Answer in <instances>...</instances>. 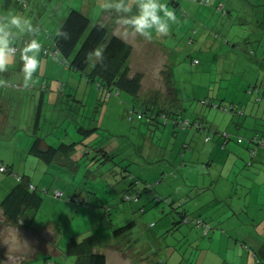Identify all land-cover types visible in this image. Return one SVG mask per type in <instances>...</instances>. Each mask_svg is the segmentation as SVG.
Segmentation results:
<instances>
[{
	"label": "rangeland",
	"instance_id": "rangeland-1",
	"mask_svg": "<svg viewBox=\"0 0 264 264\" xmlns=\"http://www.w3.org/2000/svg\"><path fill=\"white\" fill-rule=\"evenodd\" d=\"M26 1L22 3L19 0H0V18L6 16L9 11H15L30 18L38 26L39 31L35 38L40 41L41 49L36 73H41V58L47 57L65 68L66 78L70 71L73 72L70 77L76 86H80V96L84 95L82 92L86 85H89V88L85 93V100L81 99L83 103H75L73 100L70 109V105L63 106L57 113L60 103L46 104L39 115V126L35 132L33 125L38 119V109H32L33 101L29 93L25 98H14L12 108L9 106L8 116L10 122L16 121V130L7 127L1 132L0 162L11 169L13 161L15 165L11 172L0 169V201L17 183L15 172L18 170H21L18 172L21 175L30 177L43 200L41 205L28 215V225L31 229L26 226V221L19 225H14L10 220L8 223L0 210V264H76L75 257L68 251L71 241H81L89 236L105 239V235H109V229L106 230L108 225L117 223L118 219L126 220V217L129 220L140 218L136 231H164L162 234L166 236L165 231L172 229L170 239L182 240L183 249H178V246L171 248L169 264L196 263L194 258L197 252H192V248L188 251V241L184 246V233L170 228L172 226L167 220H163L164 207L167 206L165 204L174 202L172 199L168 200L170 197L160 195L157 187L160 190L172 189L177 192L180 189L195 195L200 184L194 186L189 181H184L183 168L188 157L186 151L197 149V155L202 156L197 163V169L199 173H204L201 181L206 180V185L209 186L210 183L217 182V178H212L211 173L209 174L210 167L213 175H216L220 171V166L216 169L217 164L223 159L217 154L212 157L209 155L212 160L206 157L205 145L213 144L216 134H233L231 138L246 146L250 138L247 133L251 129H264V104L259 99L264 98V29L257 26L260 17L256 18L260 16L258 13L264 10V0H212L213 5L194 0H181L180 4H174L172 0H165L177 15V23L171 25L169 34L163 37L154 36L152 42L156 46L151 45L150 41H145L146 38H138L137 35L134 37L138 39L131 37L134 46L129 61L131 72H139L142 76L138 101L130 93L122 91L119 94L114 89L108 91L105 87L100 88L96 81L60 63L52 52L45 53L46 49H54L53 38L59 29L62 13H68L70 8L80 9L89 15L93 22L103 23L111 30V22L101 17V11L111 12L101 7L103 0ZM221 2L232 12V16L217 11L216 5ZM129 3L134 8V0H129ZM249 11L251 14H248ZM126 33L127 31L123 32L124 35ZM31 38L33 37L25 36L16 43V58L7 70L17 69L21 60L20 50ZM247 39L250 42L245 43ZM251 48L255 50L253 55L249 54L248 49ZM94 59L96 56L93 61ZM53 70L54 68L50 72L54 73ZM49 77L51 78L45 79L46 86L51 85L54 89L59 85L60 89L61 84H65V76ZM79 77L83 80H79ZM32 78L33 75L25 80ZM34 79L43 81L38 75ZM257 84L259 91L254 95L249 94L248 89ZM69 87H72L71 83ZM100 89L106 92H100ZM73 94H76V89ZM155 99L160 109L157 107L158 115L154 116V120L151 117L150 120L153 121L150 124L148 114L138 111H141V106L146 103L143 101L148 102V107V104H153L150 101ZM241 101L249 105L243 117L217 106L220 103L222 107L231 106V102ZM253 102H256V106ZM164 109H168V115ZM65 110L68 117L63 119ZM236 111L242 113L241 109ZM177 112V115L183 114L185 120H190L187 127L172 121ZM197 113H202L206 118H197ZM162 114L168 117L165 118ZM245 118H252L253 123L250 126L236 124ZM210 119L215 120L219 130L211 125ZM167 124L169 125L166 126ZM172 124L173 130L190 134L186 143H182L181 137L174 131H169ZM82 126L95 130L87 135L79 130ZM148 127L154 131L153 134L146 131ZM217 130L219 132L215 133ZM194 133L199 134L192 142ZM36 136L51 143L55 141L57 145L62 142H75L72 155L69 156L72 161L65 163L59 160V157L53 163H47L33 154L31 147ZM162 137L164 139L161 141ZM83 140L89 143L90 152H86ZM195 142L198 148L195 147ZM101 144L114 151L111 150L110 154L105 155ZM194 161L190 163L193 167ZM218 179L220 184L226 180L224 176ZM132 183L135 191L128 190L133 195L125 200L123 190L129 188ZM145 187H151L150 196L153 190L159 192L155 193V201L148 204H144L142 199L148 196L145 195L146 191L142 196L139 195ZM56 188L63 191L64 196H57ZM113 193L118 197L115 201ZM206 193H209L204 195L210 200L211 206L214 205V197L210 192ZM84 196H87L86 199L90 197L88 204H82L78 200ZM195 200L198 201V195L188 203L196 205ZM78 207L81 208L78 210ZM128 212L130 214L126 216ZM177 212L179 210L173 208V213L178 214ZM129 220L118 225L122 226ZM50 222L56 224L55 228H50ZM40 231L45 239L37 236ZM109 239L105 241L110 243ZM140 240H145V250L152 251L149 250L147 239L140 237ZM161 242L165 243L166 238ZM97 249L104 252L106 248L103 245ZM120 253L109 251L108 263L130 264L133 256L122 257ZM251 253L253 255L254 249ZM151 254L154 261L164 258L158 249ZM165 260L168 261V258L165 257Z\"/></svg>",
	"mask_w": 264,
	"mask_h": 264
},
{
	"label": "crops",
	"instance_id": "crops-1",
	"mask_svg": "<svg viewBox=\"0 0 264 264\" xmlns=\"http://www.w3.org/2000/svg\"><path fill=\"white\" fill-rule=\"evenodd\" d=\"M66 14L67 11H64V13H62L60 22L63 21ZM248 14H251V12L249 11ZM258 15L260 16H256V18L260 17V21H257V26H259L260 29H264V10L258 13ZM101 17L102 18L104 17L105 20L111 22L112 28L110 31L113 34H117L118 36L128 40L129 42H133L132 38L134 39H138L139 37L146 38L141 34L136 33L130 25H125L122 22V18L120 14L118 13H115L113 11L111 12L101 11ZM124 31H127L126 35L123 34ZM132 32H135L136 34L133 35ZM135 35H137L138 38H135L134 37ZM138 41H140V39ZM145 41H150L151 45H155L152 42V39L149 40L146 38ZM248 42H250V40L248 39L245 40V43ZM53 61H51L47 57L41 58V64H42L40 70L41 73L37 74L35 72L34 74H32L33 75L32 80L29 81L25 80L26 78L22 71V65H23L22 60L18 62L19 65L17 66V69L13 68L12 71L7 70L5 72H2V76L0 77V80L6 81L7 86H5L3 89L0 88V135L1 136H2L1 132H3V129H6L7 127H10V129L13 127L12 130L13 131L16 130V121L10 122V117L8 116V111H10L9 106L10 108H12L14 102L13 99L16 97L21 96L25 98L26 94L29 93V96L32 98L33 101L32 109L33 110L38 109L37 110L38 119L33 125L35 127L34 132L39 126V115L41 114V111L46 104L51 105L55 103H60L61 106L59 108V111L57 112L59 113L62 110L61 107L63 106L68 107L70 105L69 107L70 109L72 105L71 102L73 100H74L73 102L75 103L76 102L80 104L83 103L81 99L85 100V93H87L89 85H86L84 87V92H82L84 95L80 96L79 95V93H81L80 86H76L70 77L73 72L70 71L71 73L66 78L67 72L66 70H64L65 68H62L61 64H57ZM52 68H54L53 70L54 73L50 72ZM36 75H38V77L40 78H43V81L41 82L40 80L34 79ZM60 75L65 76L66 78V80L64 81L65 84L63 90L61 88L58 89L59 85H57V87H55L54 89L53 86L50 85L51 86L50 87L48 84L47 86H44L45 79L51 78L49 76H60ZM79 80L82 81L83 78L79 77ZM70 83L72 84V87H69ZM74 89H76V94H73ZM100 92H106V91L100 89ZM255 92H257V90ZM254 93H252V95H254ZM249 94H251V92H249ZM111 98L112 96L110 97V99ZM252 98L253 96H251V100H250L251 104H252ZM259 99L260 102L264 104V98L259 97ZM231 104L233 106V109L231 110L233 111V115H241L240 117L246 115V111L248 110L249 105L245 104L244 101H241V103L231 102ZM253 105L256 106V102L255 103L253 102ZM218 107L222 108V106L219 105ZM236 109H241L242 113L237 112ZM62 117L63 119L68 117L66 110L62 114ZM196 117L206 118L202 113H197ZM234 119H236V117H234ZM172 121L175 124H179L178 123L179 121L178 122L177 121L175 122L174 120ZM252 123H253L252 118L251 119L245 118L243 121L238 122L236 124L238 126L240 125L242 126V124L250 126ZM215 124H216L215 120H211V125L219 130V126H216ZM168 125L169 124H167L166 126ZM83 128L84 127L82 126V129L79 128V130L84 133L86 132L87 135H89V132H91L92 130L93 131L95 130L94 128L92 129L91 128L83 129ZM173 128L174 127L172 124L169 127V131H174L179 137H181L182 143L184 142L186 143L190 137V134L187 135L188 133L187 134L181 133L179 130L178 131L176 129L173 130ZM197 128H201V127H197ZM218 130L215 133L219 132ZM146 131L152 134L154 132L153 130L150 129V127H148ZM155 131H157V129ZM201 133L202 132H200V134ZM35 134L36 133H34V135ZM198 134L199 133L197 134L194 133L192 135L193 138L192 142L196 138H198L197 137ZM247 135L250 138L248 139V143L246 146L242 144H238L234 140V138H231V136H234L233 134L227 135L228 137L225 134H216L214 138V143L205 145L204 149L206 150V157H209V155L212 157L215 154H217L221 157V159H223L222 162L221 160L219 161V164H217L216 167L217 169L218 166H220L219 173L213 175L211 170L212 167H210L209 170V174L211 173L212 178H217L216 179L217 182L219 180L218 178H222L224 176L226 180L223 183L220 184L219 182L218 183L212 182L210 183V185L208 184L209 186H207L206 180L201 181L204 173H199V170L197 169V163L202 159V156H199V154L197 155V149H195L192 150L191 152L186 151V156L188 157L185 160L187 163L184 164V168H183V176L185 182L189 181V183L194 186L200 184L198 187V191L195 195H192L191 193H186L184 192V190H180V189L178 192L172 189H169L170 191H167L168 189L160 190L159 187L157 188L160 193L152 189L154 196L153 193L150 196L149 190H151V187H145L142 191L139 192V195L141 194V196L143 195L144 191H146L145 195H148L142 198L144 204H148L151 201H155L156 192L159 193L160 195L162 194L165 197H170V200L172 199L174 204H170V203L165 204L167 206L164 207L163 220L164 219L167 220V223L170 226H172L170 228H174L179 233H181V231L182 233H184L183 235L185 238L184 246H186L187 241L189 242L188 251H190V248H192L194 250L192 252L194 253L197 252L194 258L196 260L195 261L196 263L193 264H259L258 262L259 257L261 258L262 261H264V145L261 144L260 142L262 133L259 132V129L257 128L251 129L250 132L247 133ZM163 139L164 137L160 138L161 141ZM167 140L168 138H166L165 141ZM82 142L86 148V152H90L89 143L84 142V140ZM43 143L44 146L51 144L57 145L55 141L51 143V141H47V139L43 140ZM194 145L196 148H198L197 142H195ZM101 147H102V151H105L104 152L105 155L110 154L109 151H111L112 149L110 148L106 149L107 145L101 144ZM146 148L147 146H145V149ZM72 152L73 150L68 155H61L59 160H63L65 163H70L72 160L69 158V156L72 155ZM209 159L212 160L213 158L209 157ZM43 160L46 161L47 163H53L56 159L51 161L45 159ZM192 160H195L194 167L190 165ZM11 164L13 169L15 165L14 161ZM0 165H5V164L0 162ZM5 166L7 168V171L10 172L12 171L10 166L8 165ZM185 166H189V168ZM18 172H21V170L20 171L18 170ZM18 172H15V174L21 175V173ZM22 176L27 177V175H23V174ZM30 182L32 183L31 180ZM186 185L189 184L186 183ZM131 189H134L135 191V188L132 186V184L129 186V188L124 189L123 191L131 190ZM76 192H78V190H76ZM206 192H210L212 197H214L215 200L214 205L211 206L210 200H208V198L206 197V195H208L209 193ZM137 193L138 191L136 192V194ZM113 194H114L113 197L114 200L113 199L112 200L115 201L118 199V197L115 193ZM122 194H124V192ZM197 195H198V201L195 200L196 205H191L192 203H188V201H190L192 198H194ZM200 197L201 199L199 201ZM80 208L81 207H78V210ZM173 208H175V210H179V212H177L178 214L173 213ZM0 210L2 211V214L4 215L6 221L10 223V221H8L6 215L4 214V210L1 207V204H0ZM109 210L110 208L108 209V211ZM183 213L191 214L192 218L201 217L202 219L209 221L213 225V229H211L208 232H205L202 229V226H197L194 223L185 222L183 220L180 221V218L183 216L182 215ZM128 214H130V212H128L126 216ZM146 218L148 219V217ZM118 220L119 221L117 223L114 224L110 223L108 225V228L106 230L109 229L108 232L109 235H105V239L102 237L99 238L100 244L97 246V248H99V246L105 245L106 249H104V253L107 255V259L109 256L108 255L109 251H117L119 253L122 252V254L120 253L122 257L123 255L124 256L132 255L133 258L130 260L129 262L130 264H139L142 262H143L142 264H169L170 253L172 250L171 248H175L176 246H178V249L179 248L183 249V246L181 245L182 240L170 239V236H172V232L170 230L172 229L165 231L167 232L166 236L162 234V232L164 231H156V230H145L147 234L146 235L145 231L135 230L139 226L138 222L140 218L139 219L133 218L132 220H129L126 217V220H124V218L122 220L121 219ZM127 220H129L128 222L135 221V225L132 227V229L118 235L115 234L114 232L115 229L118 226L119 227L121 226L118 224H123ZM13 224L19 225L20 223L18 224L13 223ZM25 224L28 227V229H31L30 225H28L27 223ZM55 225L56 224L54 222H50V228H55ZM37 236H39L41 239H45L41 231L37 233ZM140 237L147 239L148 246L150 247L149 250L154 251L158 249L160 254L164 256V258H161V261L160 259L156 261L152 260L153 259V255L151 254L152 251L149 252L145 250L146 248L144 244L145 240H140ZM163 238H166L165 243L161 242ZM106 239H109L110 243L105 241ZM97 248L96 250H99ZM253 249H254V253L252 255L251 252L253 251ZM165 257L168 258V261L165 260ZM150 260H152V262L147 263V261L149 262Z\"/></svg>",
	"mask_w": 264,
	"mask_h": 264
},
{
	"label": "trees",
	"instance_id": "trees-1",
	"mask_svg": "<svg viewBox=\"0 0 264 264\" xmlns=\"http://www.w3.org/2000/svg\"><path fill=\"white\" fill-rule=\"evenodd\" d=\"M19 1L22 3L27 2L26 0ZM180 1L181 0H172L174 4H180ZM194 1H199L204 4H212V0ZM222 3L223 2L216 5L217 11L226 15L230 14L232 16V12L226 9V6ZM53 41L54 49H46V54H49L50 52H57L56 56L53 55L55 59L61 61L60 63L71 69L82 72L89 79L96 81L100 88L105 87L108 91H112L114 89L120 94L124 91L133 95L137 101L140 99L139 94L142 86V76L139 72L131 74L129 60L134 51V46L131 42L118 36L117 34H113L110 29L102 23L93 22L89 15L76 8L69 9L65 18L61 22ZM254 45L255 44H253L252 47H254ZM234 46L241 45L234 44ZM97 48L103 51V58L100 59L96 57L93 61V57H95V55L90 54ZM251 49H248L249 54H255V50L253 48ZM47 50H49V53L46 52ZM44 86H46L45 83ZM61 89H64L63 83L61 84ZM248 90L249 92L254 93L256 90L259 91V88L256 85L254 87H250ZM144 102L148 103L147 101H143V103ZM150 102L153 104H148V107H146L147 104L144 103L141 106L142 112H138L144 114L147 113L148 116L152 117L154 120L153 116L158 115L157 113L160 107L156 103V99L154 101L151 100ZM221 104L222 103H220L219 106H223ZM157 107H159V109H157ZM222 108L225 111H230L233 109V106L232 104L231 106L225 105ZM134 109H136V107H134ZM164 111L167 115L169 114L168 109H164ZM166 114L162 115L167 118L168 116ZM177 114H179V112H177L176 115ZM173 120L175 122L180 121V123H183L181 121L185 119L183 114H180L173 117ZM152 121L149 120L148 122L151 124ZM187 126L188 125L182 127ZM259 132L262 133L260 140H264V129H259ZM43 144V139L36 136V139L31 147V151L43 159L51 161L58 159L61 155H68L74 149L75 142H62L56 146H44ZM19 177L20 178H16L18 183L6 193V195L1 199L0 204L8 220L15 224L21 223V220H24L27 224H29L28 215L41 205L43 197L38 192L37 186L31 183L29 178L22 175H19ZM127 195H130L131 197L133 194H130L128 190H125L123 195L125 200H128ZM86 197H80L78 200L82 204H88V202H90V197L89 199H86ZM72 199H74V197H72ZM168 200H170V198H168ZM182 215L183 216L180 218V221L183 220L185 222L194 223L197 226H202V229L205 232L213 229V225L201 217L192 218L189 213H183ZM134 225L135 221H130L123 226L117 227L114 232L117 235L124 233L132 229ZM94 238L95 237L89 236L81 241L70 242L68 251L76 257V264H109L107 255L102 251L96 250L97 246L100 244L99 237L95 238V240ZM258 261L259 263L264 264V261H262L260 257L258 258Z\"/></svg>",
	"mask_w": 264,
	"mask_h": 264
},
{
	"label": "clouds",
	"instance_id": "clouds-1",
	"mask_svg": "<svg viewBox=\"0 0 264 264\" xmlns=\"http://www.w3.org/2000/svg\"><path fill=\"white\" fill-rule=\"evenodd\" d=\"M104 10L120 14L122 22L147 39L154 36L163 37L169 34L171 25L177 23V15L173 8L168 7L165 0H134V8L129 0H103ZM135 9V10H134ZM39 28L33 21L23 14L9 11L0 18V72H5L16 58V43L25 36H31L20 50L23 62L22 71L26 78H30L39 67L40 41L35 38ZM90 55L103 58V51L99 48ZM7 86V82L0 80V87Z\"/></svg>",
	"mask_w": 264,
	"mask_h": 264
},
{
	"label": "built area",
	"instance_id": "built-area-1",
	"mask_svg": "<svg viewBox=\"0 0 264 264\" xmlns=\"http://www.w3.org/2000/svg\"><path fill=\"white\" fill-rule=\"evenodd\" d=\"M16 52H17V49H16ZM46 52H48L49 53V50H47ZM52 54L54 55V56H56V54H57V52H52ZM133 111H135V110H133ZM141 113V112H140ZM154 117V116H153ZM151 119V117H149V120ZM181 122H183V123H180V121H179V125L181 126H186V125H188V124H190V120L189 119H187V120H183V121H181ZM226 136L228 135V134H225ZM242 139H240V141H241ZM260 142H261V144H263L264 145V140L262 139V140H260ZM0 169L1 170H4V171H7V168L4 166V165H0ZM16 176H17V178H20L19 177V175L18 174H16ZM32 186V185H31ZM55 194L57 195V196H59V197H62V196H64V192L63 191H61L59 188H56L55 189ZM127 198L128 199H130L131 197H130V195H127ZM200 223V222H199Z\"/></svg>",
	"mask_w": 264,
	"mask_h": 264
}]
</instances>
